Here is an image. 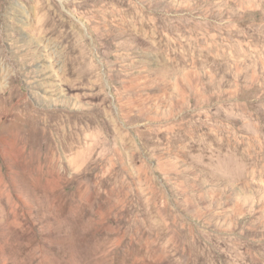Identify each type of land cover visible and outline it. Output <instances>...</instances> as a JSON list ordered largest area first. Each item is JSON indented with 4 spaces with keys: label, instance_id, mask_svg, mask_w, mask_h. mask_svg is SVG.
I'll list each match as a JSON object with an SVG mask.
<instances>
[{
    "label": "rangeland",
    "instance_id": "rangeland-1",
    "mask_svg": "<svg viewBox=\"0 0 264 264\" xmlns=\"http://www.w3.org/2000/svg\"><path fill=\"white\" fill-rule=\"evenodd\" d=\"M4 91L0 264H264V0H0Z\"/></svg>",
    "mask_w": 264,
    "mask_h": 264
},
{
    "label": "bare ground",
    "instance_id": "bare-ground-1",
    "mask_svg": "<svg viewBox=\"0 0 264 264\" xmlns=\"http://www.w3.org/2000/svg\"><path fill=\"white\" fill-rule=\"evenodd\" d=\"M254 20V19H253ZM252 23V22H251ZM253 25V24H252ZM15 80L13 79V78H11L10 80H9V85L10 84H12L13 82H14ZM4 94H5V91H4V93L3 94H0L2 97H4ZM8 95V94H7ZM7 98V97H6ZM6 100H8V99H6Z\"/></svg>",
    "mask_w": 264,
    "mask_h": 264
}]
</instances>
